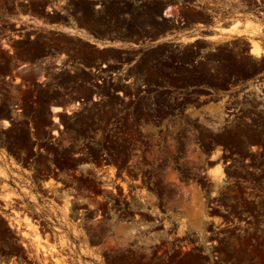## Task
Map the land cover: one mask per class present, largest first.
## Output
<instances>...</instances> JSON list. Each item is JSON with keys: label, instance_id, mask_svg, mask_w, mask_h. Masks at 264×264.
<instances>
[{"label": "rangeland", "instance_id": "obj_1", "mask_svg": "<svg viewBox=\"0 0 264 264\" xmlns=\"http://www.w3.org/2000/svg\"><path fill=\"white\" fill-rule=\"evenodd\" d=\"M179 1L174 21L163 11L178 0H0V264H264V0ZM238 20L260 31H221ZM194 25L212 27L151 42ZM79 151L93 164L80 170L156 171L136 193L141 217L104 239L81 205L40 188L47 161L67 171Z\"/></svg>", "mask_w": 264, "mask_h": 264}, {"label": "flooded vegetation", "instance_id": "obj_2", "mask_svg": "<svg viewBox=\"0 0 264 264\" xmlns=\"http://www.w3.org/2000/svg\"><path fill=\"white\" fill-rule=\"evenodd\" d=\"M204 91L201 97L207 100V102H212L218 96V93L213 88L205 87ZM176 118L180 121L183 120L181 114L171 115L169 119ZM32 149L35 150V147ZM134 151L138 152V150ZM220 152L228 153L229 151L223 149ZM86 155L87 153L80 151L72 153L69 161L74 164L71 168H67V171L58 168L56 163L50 164L47 161L51 171L44 174L46 179L39 180L40 188L43 190L44 198L52 199L57 204H61V201L69 198L72 199L71 204L81 205L82 207L76 209L78 211L77 214L86 217L92 215L88 222L96 220V223H99L100 230L98 235L104 239L109 232L110 222L115 220L116 223L124 221L131 223L133 220L141 217L139 214L140 209L135 201L136 193L141 190V185H151L157 182L153 177L156 171L149 164H145L139 160H122L115 166L101 164L100 166L93 167V170L91 168L86 171L80 170L79 168L84 165H93L92 163L76 161ZM133 157L141 159V155H134ZM99 158L102 162L108 161V155L104 153ZM31 160V157L28 158V161ZM111 168L113 172H110ZM50 174L53 175L52 178ZM50 179L53 180V185H45ZM94 190L100 191L104 196L96 194ZM80 193H85L86 195L82 196ZM90 199L98 200V206L92 202H88ZM142 217L146 218L147 216L142 215ZM145 221L150 222L148 219ZM45 223L46 226L43 223L38 225L43 234H47L44 231L45 227H47V222ZM181 249H186V247L181 246ZM5 251V247L0 245V254H5ZM160 253H162V249H157L155 252V254Z\"/></svg>", "mask_w": 264, "mask_h": 264}, {"label": "crops", "instance_id": "obj_3", "mask_svg": "<svg viewBox=\"0 0 264 264\" xmlns=\"http://www.w3.org/2000/svg\"><path fill=\"white\" fill-rule=\"evenodd\" d=\"M179 4H182L179 0L177 2V4L174 5H170L169 3H167L164 7L165 8H169V17H174V21H177L176 19V14H175V7L178 6ZM185 7H190L189 2H184ZM230 25V24H229ZM228 26V25H227ZM207 27H212L209 25H194L193 27H191L190 29H185L179 32L176 31H172V32H168L165 33L161 36H156L154 38L151 39V42H175V41H180L184 38H189V39H194L197 40V38L199 37V33L206 29ZM75 29V33L80 35V32L82 29L81 28H77L74 25L73 30ZM86 40L90 41L94 47L98 48V49H104L107 47H116L119 49H129V48H141L142 50H145L149 47H153L154 45H149L146 44L144 42H140V43H129V42H115V43H107L105 42V40H101L100 42H98V39H89L86 38ZM101 66V65H100Z\"/></svg>", "mask_w": 264, "mask_h": 264}, {"label": "bare ground", "instance_id": "obj_4", "mask_svg": "<svg viewBox=\"0 0 264 264\" xmlns=\"http://www.w3.org/2000/svg\"><path fill=\"white\" fill-rule=\"evenodd\" d=\"M163 13H165V15L168 16L169 15V8H165ZM250 28H252V30H249ZM221 31L231 32V33H236V34H242V33H245V32H248V33H251V34H255V33H258L260 31V29L259 28H254L249 21L242 20V22H240L238 20V21H234L228 27H223V30H221ZM261 52H263V48L260 46L258 41H253L252 42L250 40L249 53L258 56ZM58 109H59L58 107H54V110H58ZM5 123L7 124V122H5ZM25 219L27 221L29 220L28 217H26V216H25Z\"/></svg>", "mask_w": 264, "mask_h": 264}, {"label": "built area", "instance_id": "obj_5", "mask_svg": "<svg viewBox=\"0 0 264 264\" xmlns=\"http://www.w3.org/2000/svg\"><path fill=\"white\" fill-rule=\"evenodd\" d=\"M205 0H193L192 2H189L190 7L198 8L201 4H203Z\"/></svg>", "mask_w": 264, "mask_h": 264}]
</instances>
